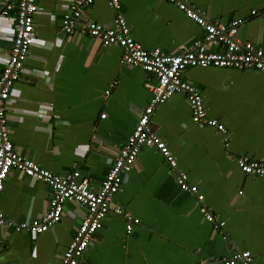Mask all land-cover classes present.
Returning <instances> with one entry per match:
<instances>
[{"label": "crops", "instance_id": "crops-1", "mask_svg": "<svg viewBox=\"0 0 264 264\" xmlns=\"http://www.w3.org/2000/svg\"><path fill=\"white\" fill-rule=\"evenodd\" d=\"M69 1L37 0L36 38L10 89L7 125L21 155L60 175L76 169L96 187L148 103V85L155 78L141 67L120 63L118 46L78 31L65 33L60 19ZM185 1L212 21L242 19L238 37L264 48V0ZM121 10L132 37L148 49L176 52L204 33L168 0H122ZM13 15L0 24V70L11 46ZM113 17L108 0H93L82 14L104 25ZM182 76L199 87L207 116L228 125L227 145L213 129L192 122L181 92L155 108L151 129L223 226L215 230L204 219L195 196L180 189L158 149L143 145L112 198L139 219L138 227L132 225L139 252L127 264H222L218 259L236 250L254 252L251 264H264V176L242 174L235 160L264 157V73L189 66ZM105 111L107 116L100 117ZM49 195L47 183L12 169L0 191V211L15 223H26L46 211ZM84 215V205L66 200L60 220L39 234L0 226V264H57ZM124 230V220L108 213L91 237H105L106 247H90L92 260H118L113 241Z\"/></svg>", "mask_w": 264, "mask_h": 264}, {"label": "built area", "instance_id": "built-area-1", "mask_svg": "<svg viewBox=\"0 0 264 264\" xmlns=\"http://www.w3.org/2000/svg\"><path fill=\"white\" fill-rule=\"evenodd\" d=\"M92 1L70 0L66 11L60 19L62 30L67 34L78 31L97 38L103 45L118 46L121 49L120 63L141 67L154 76L155 82L148 85L151 92L150 99L143 107L126 141L118 147L115 157L96 187L76 169L60 175L39 166L33 160L21 155L14 149L9 135L6 106L10 89L14 81L20 76L24 61L29 53V47L36 38L33 15L38 9V4L37 0H2L0 24L4 18L8 17L10 12L14 11V15L10 17L11 34L9 38L11 46L4 65L0 70V151L4 153L0 159L4 160L7 168L6 173L0 176V191L3 189V183L8 173L12 169H16L27 177L40 179L47 183L50 188V195L48 207L42 215L32 218L26 223H15L6 218L4 213L0 211V226H13L17 230L25 228L32 235L39 234L60 220L63 212V203L66 200H74L85 206V215L76 227L74 234H79L77 229L89 220L92 221L94 230H98L108 213L120 216L125 222V229L132 227L128 224L129 216L138 222L139 219L134 217L129 211L121 208V206L113 204L112 198L119 190L125 174L133 167L141 147L148 145L155 147L162 154L180 189L188 191L195 196L199 211L204 219L211 223L215 230H221L223 221L217 219L214 212L203 203V194L199 192L196 184L188 181L187 173L177 168L176 158L169 150L167 143L151 129L150 118L160 103H163L173 93L181 92L189 104L191 120L195 125L207 127L206 125L211 121H218L216 118L207 116V110L199 87L183 78V70L189 66H214L254 68L264 73V65L260 63L261 60H264V48L238 37L237 31L239 25L243 22L242 19L234 18L226 22L212 21L205 18L185 0H168L198 23L203 28L204 33L199 37H195L187 46L176 52H166L158 47L148 49L132 37L121 7L114 10L109 0L108 5L114 11V17L110 24L104 25L94 20L82 19L85 8ZM255 12V10L251 11L252 14ZM117 25H120V27H117ZM113 32L115 39L111 35ZM177 61L180 64H177ZM170 62L171 66L169 67ZM161 68H166L168 71L174 70V75L170 77L163 75ZM165 80H169L170 83L166 86L167 90L161 93V89L165 87ZM115 83L116 81H113L111 85ZM108 92L109 90L107 89L105 93ZM201 103L204 105L203 108L199 107ZM194 104L196 107L193 106ZM148 109H152V111H148ZM198 109L203 113L201 122L195 120V113ZM104 116L105 113L100 114V117ZM163 145H167V149L161 151V146ZM241 158L247 159L248 165L252 169L264 167V164L260 163L264 161V157L254 159L247 155H239L235 159L239 169ZM247 174L264 176V172L259 170L249 171ZM185 181L186 184L184 183ZM116 209H120V213H117ZM94 233L95 231L88 233L85 239H91ZM68 250L69 243L60 255V260L57 264H65ZM244 251L248 250L233 251L231 255L223 256L218 261L222 264H245V258L242 256ZM74 259L78 264L79 257H74ZM251 262L252 259L248 260L247 264H251ZM191 264L207 263L195 262Z\"/></svg>", "mask_w": 264, "mask_h": 264}, {"label": "snow or ice", "instance_id": "snow-or-ice-1", "mask_svg": "<svg viewBox=\"0 0 264 264\" xmlns=\"http://www.w3.org/2000/svg\"><path fill=\"white\" fill-rule=\"evenodd\" d=\"M109 2L112 5V8L118 9L121 7L122 0H109ZM130 26V25H129ZM117 27H120V25H117ZM113 36V39H115L114 32L111 34ZM126 40V38H125ZM106 42V41H105ZM262 65H264V60H261L260 62ZM177 64H180L179 61H177ZM171 66V62L169 64V67ZM182 66V65H181ZM161 72L165 76H172L174 75L173 71H168L166 68H161ZM170 83L169 80H165L164 84L165 87L161 89V93L167 90L166 86ZM196 107V105H193ZM200 108H203V103L200 104ZM148 111H152V109H148ZM107 111H105V116H107ZM203 113L199 111V109L195 113V120L197 122H201V116ZM221 119L223 117L221 116ZM208 128L213 129L215 132L219 133L221 137H224V140L222 143L224 145L228 142V137L225 135L228 131V125L226 123L221 124L216 120L211 121L206 125ZM138 139V137H137ZM167 149V145L161 146V151H164ZM4 153L0 151V157H2ZM261 164H264V161L260 162ZM240 170L242 174H247L249 171H256L259 170L260 172H264V167H259L258 169H252L248 165V161L245 158H241L240 163ZM7 171V168L5 167V162L3 159H0V176L4 175ZM183 180V178H181ZM186 184V181L184 182ZM194 191V190H192ZM117 213H120V209H116ZM128 224L130 226L135 225L138 227L139 222L136 221L133 217L129 216L128 218ZM94 231V226L92 224V221L89 220L87 223H85L82 227L77 229V232L79 234H73L70 242H69V250L67 253L65 264H77L74 257H79V264H127V261L131 260L132 254L134 251L139 252L138 248H134L135 241L137 239L136 236V229L133 227H129L125 229L119 238L113 241V243L116 246L117 251L119 252V259L118 260H101V261H93L91 256L88 253V250L90 247H95L97 249H103L106 247V244L104 243L105 237L101 236L99 238H93V239H85L86 235L88 233H92ZM262 235H264V232H262ZM74 241V242H73ZM261 253H264V248L260 249ZM35 255V253H33ZM242 256L245 258V264H247V261L250 259H256L257 256L254 252L244 251L242 252ZM135 264V262H134Z\"/></svg>", "mask_w": 264, "mask_h": 264}]
</instances>
